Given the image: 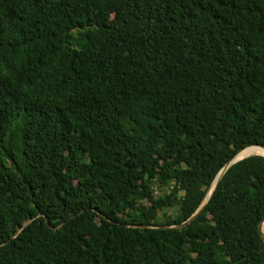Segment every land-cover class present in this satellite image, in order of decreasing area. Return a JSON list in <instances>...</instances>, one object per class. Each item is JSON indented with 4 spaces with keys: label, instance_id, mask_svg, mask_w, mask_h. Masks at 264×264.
<instances>
[{
    "label": "trees",
    "instance_id": "1",
    "mask_svg": "<svg viewBox=\"0 0 264 264\" xmlns=\"http://www.w3.org/2000/svg\"><path fill=\"white\" fill-rule=\"evenodd\" d=\"M255 146L264 0H0V264H264Z\"/></svg>",
    "mask_w": 264,
    "mask_h": 264
},
{
    "label": "water",
    "instance_id": "2",
    "mask_svg": "<svg viewBox=\"0 0 264 264\" xmlns=\"http://www.w3.org/2000/svg\"><path fill=\"white\" fill-rule=\"evenodd\" d=\"M255 147H259V148H261L263 151H264V146H255ZM241 152V151H240ZM239 152V153H240ZM237 156V155H236ZM236 156L230 161V162H228L227 164H226V166L219 172V174L216 176V178H215V180H214V182H213V184L211 185V188H210V190H209V193H208V195H207V197H206V201L212 196V194H213V191H214V189L217 187V185H218V182H219V180L221 179V177H222V175H223V173L227 170V168H229L231 165H233V164H235L236 162H238V161H240V160H242V159H244V158H242V159H235L236 158ZM260 156H264V155H260ZM202 207H203V205H202ZM202 207H200V209H198L186 222H184L183 224H181L179 227H182V226H185V225H187V224H189L192 220H194L195 219V217L198 215V213L200 212V210H201V208ZM25 224H27V223H25ZM259 232H260V236H261V239H262V241L264 242V230H263V228H262V223L260 224V226H259Z\"/></svg>",
    "mask_w": 264,
    "mask_h": 264
},
{
    "label": "bare ground",
    "instance_id": "3",
    "mask_svg": "<svg viewBox=\"0 0 264 264\" xmlns=\"http://www.w3.org/2000/svg\"><path fill=\"white\" fill-rule=\"evenodd\" d=\"M243 154L264 155V151L259 147L255 148V149H245V150H242V152L238 153L235 159L236 160L241 159V155H243Z\"/></svg>",
    "mask_w": 264,
    "mask_h": 264
},
{
    "label": "rangeland",
    "instance_id": "4",
    "mask_svg": "<svg viewBox=\"0 0 264 264\" xmlns=\"http://www.w3.org/2000/svg\"><path fill=\"white\" fill-rule=\"evenodd\" d=\"M249 156H252V155H250V154H243V155H241V159H242V158L249 157ZM155 191H156V195H160V191H159L158 188H156ZM166 213H167L168 215H173V214H174V210H169V211H167ZM159 220L162 222V221L164 220V218H163V217H160Z\"/></svg>",
    "mask_w": 264,
    "mask_h": 264
}]
</instances>
